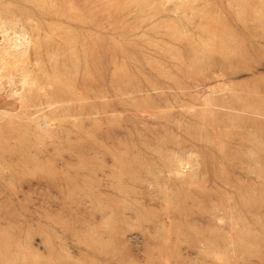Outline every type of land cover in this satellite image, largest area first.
<instances>
[{
  "label": "rangeland",
  "instance_id": "obj_1",
  "mask_svg": "<svg viewBox=\"0 0 264 264\" xmlns=\"http://www.w3.org/2000/svg\"><path fill=\"white\" fill-rule=\"evenodd\" d=\"M0 264H264V0H0Z\"/></svg>",
  "mask_w": 264,
  "mask_h": 264
}]
</instances>
